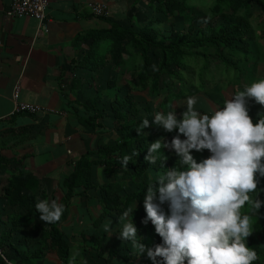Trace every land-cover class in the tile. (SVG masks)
Masks as SVG:
<instances>
[{
  "label": "crops",
  "instance_id": "0c3cea01",
  "mask_svg": "<svg viewBox=\"0 0 264 264\" xmlns=\"http://www.w3.org/2000/svg\"><path fill=\"white\" fill-rule=\"evenodd\" d=\"M11 1L0 0V153L12 161L0 173V240L11 227L10 217L15 211L2 197L14 167H26L39 180L37 199L55 197L60 201L67 193L64 182L74 171L75 163L92 151L95 188L84 197L82 188L75 189L67 205L68 216L59 223L62 237L69 244L65 259L50 246L51 238L43 234L50 225L37 214L27 216L13 236L4 240L0 251L14 264H69L72 256L76 264H143L147 260L153 264L146 252L139 256L131 241H123L118 233L110 235L103 229L109 220L115 227L118 219L104 214L101 197L105 192L100 185L115 182L118 177L107 174L104 166L96 163V151L105 144L116 143V125L111 122L94 129L83 122L100 115L101 108L106 109L109 118L113 117L112 105L121 88L136 100L131 79L140 65L139 56L128 51L123 52V62H115L108 54L104 65H83L91 44V39L85 38L87 33L109 28L110 22L128 30L144 28L154 15L149 0H49L47 13L51 21L48 31L42 33H38L36 18L11 17L6 13ZM94 3L106 4L107 15H95L91 8ZM16 88L18 101L43 109L36 114L14 113ZM99 121L103 122L102 118ZM129 183L127 192L136 190L131 180ZM30 192L25 189V193ZM17 211L23 214L22 209ZM114 213L120 216L116 210ZM150 225L151 222L144 223L138 230V239L153 247L162 239L157 233L149 236L146 230ZM119 227L116 225L114 230ZM249 244L258 251L253 241ZM41 247L43 253L32 256ZM0 264H5L3 257Z\"/></svg>",
  "mask_w": 264,
  "mask_h": 264
},
{
  "label": "trees",
  "instance_id": "16d2710c",
  "mask_svg": "<svg viewBox=\"0 0 264 264\" xmlns=\"http://www.w3.org/2000/svg\"><path fill=\"white\" fill-rule=\"evenodd\" d=\"M213 1L211 10L222 17L223 21L220 24H211L205 19L197 18L198 27L190 24L187 30L180 31L175 27V17L177 15L183 17L188 11L191 12L189 0H149L154 15L144 28L136 31L128 30L116 22H110L109 28L88 32L85 38L91 39V44L84 55L83 65L89 68L104 65L107 63L108 54L115 62H123V52L128 51L135 56L138 55L140 60V65L131 79L135 91L147 90L149 96L154 98L163 94L162 84L165 86L166 92L162 95L163 100L157 110L165 114L174 111L173 101L185 100L188 96H198V99H203L202 95H198L199 92H203L210 101L222 108L226 100L222 94L224 85L233 84L234 95L243 90L238 87L241 76H246L248 79L255 76L256 69L252 62L257 57V48L254 27L251 23L252 8L254 5H259L264 11V0ZM164 24L170 26L169 34L166 33L167 27ZM219 70L227 78L225 84H223L224 80L216 77L215 73ZM197 109L201 113L207 112L203 107ZM249 110L254 121L264 118V105L255 102L254 99L249 100ZM100 112V115L91 116L83 122L94 129L110 125L111 122L116 125V143L105 144L96 151L99 157L96 163L104 166L107 174L118 177L115 182L100 185L105 192L101 197L105 205L104 214L113 215L118 219L115 210L121 215L124 210L137 202L135 213L133 212L131 218H134L140 231L144 227L143 221L146 217L143 203L146 188L150 183H154L157 177L167 170L166 168L179 166L180 159L177 154L168 155L164 151L167 160L164 162L161 159L152 165L145 159L148 155V146L160 138H173L178 131L167 132L151 124L139 133L136 128H139L143 119L145 117L153 119L156 112L154 105L151 102H147L145 106L139 104L131 93L128 94L122 88L119 89L118 97L112 105L113 117H108L105 108H101ZM177 115L179 116L178 113ZM100 118L103 122L99 121ZM179 135L182 139L185 138L183 134ZM161 151L163 154V150ZM92 154V151H87L75 163L74 171L64 182L67 193L59 201L65 205L66 210L60 221L49 223L50 229L43 231L45 236L48 234L51 238L50 246L56 248L63 259L68 256L69 244L62 237L59 223L68 216L67 205L75 189L82 188L84 197L91 188H95L92 181L94 164ZM125 155L131 156L127 167L122 163V157ZM194 156L198 162L203 160V155ZM11 163L10 159L0 153V173L9 168ZM130 180L136 185V190L127 192ZM39 188V180L29 169L24 166L14 167L4 186L2 197L15 211L10 217L11 227L3 233V238L0 240V247L3 246L4 240L13 236L27 216L34 214L39 216L36 209ZM25 189L31 192L25 193ZM261 189H264V177L260 178L258 189L250 193L251 198L264 200V191ZM43 193H41L42 198ZM167 206L168 204L165 203L163 208ZM19 208L23 210V214L17 211ZM243 208L250 210L252 206L246 203ZM256 211L263 222L261 234L264 235V206ZM42 250L41 247L39 253L35 252L32 256H40ZM257 263V260L253 261V264Z\"/></svg>",
  "mask_w": 264,
  "mask_h": 264
},
{
  "label": "clouds",
  "instance_id": "9594fccd",
  "mask_svg": "<svg viewBox=\"0 0 264 264\" xmlns=\"http://www.w3.org/2000/svg\"><path fill=\"white\" fill-rule=\"evenodd\" d=\"M250 99L264 105V77L245 85L211 114L201 113L196 108L198 98L188 96L180 117L176 111H158L151 120L145 117L136 128L139 133L151 124L167 132L178 131L170 142L165 138L151 142L145 157L152 165L161 159L165 162L164 149L170 148L180 158L179 166L166 168L148 185L143 201V222L155 226L162 242L149 247L138 239L137 225L130 218L137 202L118 217V230L109 220L104 231L131 241L139 256L146 252L153 264H253L258 259L248 243L253 220L241 209L246 203L254 210L264 206V200L250 196L264 177V118L253 120ZM205 149L211 155L198 162L193 150ZM130 160L131 156H123V166ZM165 203L169 211L164 210ZM36 209L46 224L60 221L66 210L57 199L47 198L38 199ZM0 257L5 264H14L3 252ZM69 264H76L75 256Z\"/></svg>",
  "mask_w": 264,
  "mask_h": 264
},
{
  "label": "rangeland",
  "instance_id": "374dc122",
  "mask_svg": "<svg viewBox=\"0 0 264 264\" xmlns=\"http://www.w3.org/2000/svg\"><path fill=\"white\" fill-rule=\"evenodd\" d=\"M213 0H189V4L192 7L191 12H187L185 16H178L175 17V27L180 30L184 31L187 30L188 26L190 24H193L195 27H198L197 23V18L200 20L205 19L208 23L211 24H220L223 19L220 15L214 14L211 10L213 6ZM252 18H251V23L254 27V32L256 36V48H257V57L253 59L252 65H255V76L252 79H248L246 76H241L239 80L238 87L240 86L241 88H244L245 85L251 84L254 80L258 79L259 77L264 76V11L261 9L259 5H254L252 8ZM167 28H165V31L167 34L170 33L169 29L170 26L167 24H164ZM171 25V24H170ZM216 77L221 78L222 81L224 80V83H226L227 78L224 73L219 71H216ZM229 84V83H228ZM126 88V87H125ZM163 88V94H165V86L162 84ZM233 84H229L227 86L224 85V89L222 90V94L225 96L226 100L231 98L233 96ZM136 95V100L139 104L141 105H146L147 102H151L152 105H154V110L158 112V105L159 103L163 100L162 95L159 97H154L151 98L146 91H135ZM198 95H202L203 99H198V102L196 104V108H205L209 114L212 113L213 110L220 108L218 105L213 103L212 101L209 100V98L204 95L203 92H199ZM198 97V96H194ZM186 100H179V101H173L172 103V109L176 111L179 116H182V113L186 110ZM184 110V111H183ZM155 112V113H156ZM166 141L170 142L171 139L166 138ZM164 151L168 155H176L175 150L170 149V148H165ZM194 155H203V159L207 158L208 156L211 155L210 151L205 149L202 152L193 150ZM130 184V183H129ZM165 211H169V207L167 206ZM243 213H247L251 215L252 220H253V233L252 235L248 238V243L253 241L255 245L258 246V261H261L264 263V235H262V220L258 216V212L256 210L252 209H246L243 208L241 209ZM148 231V234L150 237L156 236V231H155V226L151 223L149 228L146 230ZM253 248L252 245L249 244ZM257 252V253H258Z\"/></svg>",
  "mask_w": 264,
  "mask_h": 264
},
{
  "label": "built area",
  "instance_id": "2783aa9c",
  "mask_svg": "<svg viewBox=\"0 0 264 264\" xmlns=\"http://www.w3.org/2000/svg\"><path fill=\"white\" fill-rule=\"evenodd\" d=\"M49 0H12L7 8L6 13L11 17H34L39 22L38 33L47 32L51 21L47 10ZM92 12L97 16L107 15V5L103 3H94L91 5ZM19 90L14 91L15 109L14 113H30L36 114L43 108L40 105L18 101ZM1 252V251H0ZM143 264H152L150 261H145Z\"/></svg>",
  "mask_w": 264,
  "mask_h": 264
}]
</instances>
